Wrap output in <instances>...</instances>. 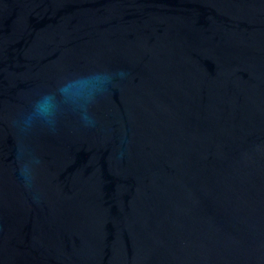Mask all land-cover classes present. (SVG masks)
Masks as SVG:
<instances>
[{"label":"water","instance_id":"95a60500","mask_svg":"<svg viewBox=\"0 0 264 264\" xmlns=\"http://www.w3.org/2000/svg\"><path fill=\"white\" fill-rule=\"evenodd\" d=\"M98 69L94 127L13 124ZM0 264H264V0H0Z\"/></svg>","mask_w":264,"mask_h":264},{"label":"clouds","instance_id":"9594fccd","mask_svg":"<svg viewBox=\"0 0 264 264\" xmlns=\"http://www.w3.org/2000/svg\"><path fill=\"white\" fill-rule=\"evenodd\" d=\"M125 75L123 70L98 69L65 77L58 82L54 90L38 94L31 102L30 109L20 114L13 124L25 134L30 133L37 125L55 131L63 111L71 110L85 127H94L96 121L91 112L92 106L109 92V85L116 86V82ZM17 160L18 176L25 188L31 190L36 180V166L40 164V160L35 156L26 159L23 149L18 152Z\"/></svg>","mask_w":264,"mask_h":264}]
</instances>
